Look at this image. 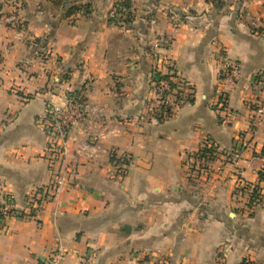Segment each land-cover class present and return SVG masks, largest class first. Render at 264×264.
<instances>
[{
  "label": "crops",
  "instance_id": "crops-1",
  "mask_svg": "<svg viewBox=\"0 0 264 264\" xmlns=\"http://www.w3.org/2000/svg\"><path fill=\"white\" fill-rule=\"evenodd\" d=\"M116 2L0 0V188L18 207L51 179L48 106L79 91L93 107L68 134L67 189L0 218V264H264V0H129L127 22ZM171 73L192 101L155 119L151 80Z\"/></svg>",
  "mask_w": 264,
  "mask_h": 264
},
{
  "label": "built area",
  "instance_id": "built-area-1",
  "mask_svg": "<svg viewBox=\"0 0 264 264\" xmlns=\"http://www.w3.org/2000/svg\"><path fill=\"white\" fill-rule=\"evenodd\" d=\"M117 2L108 11V18L114 19L119 13L118 9L123 7ZM118 3V6H117ZM241 72V63L239 60L230 57H224L221 62L220 74L222 78L229 82H235L239 79ZM260 88L264 89V82L259 81ZM151 92L153 98L148 104V110L153 118H162L169 116L180 104L188 102L193 97V89L189 83L178 78L171 73L168 78H153L151 80ZM218 105L223 109L226 103V92L220 90ZM92 105L86 100L81 92L74 91L69 93L63 105L50 104L43 118V128L46 135V149L48 154V163L51 167V179L43 187L33 192L27 193L24 198V205L18 207L14 196L10 191L0 188V218L8 216H31L38 212L47 202L62 193L70 183L73 174L72 155L68 145V134L70 129L80 123L90 112ZM262 112L263 108L257 110ZM97 136H92L89 144L96 142ZM85 143L83 146H90ZM119 176L126 174L127 168L131 163V157L127 153L120 156ZM238 188H243L252 204L260 202L261 193L256 187L240 184ZM255 190V192H254ZM63 250H57L44 264H63ZM143 264H166L164 258L151 260L146 258Z\"/></svg>",
  "mask_w": 264,
  "mask_h": 264
},
{
  "label": "trees",
  "instance_id": "trees-1",
  "mask_svg": "<svg viewBox=\"0 0 264 264\" xmlns=\"http://www.w3.org/2000/svg\"><path fill=\"white\" fill-rule=\"evenodd\" d=\"M208 1L220 2V0H208ZM119 5H121L123 7V9L122 8L118 9L117 11H118L119 15L116 18L111 19V20L114 22H120V21L127 22V21H129L131 19V13L129 10H126L130 7L129 0H121L119 2ZM117 6H118V3H117ZM169 76H170V74H167V75L166 74L165 75L164 74L163 75L156 74V76H154V77L155 78H161V77L168 78ZM192 98H189L188 101H192ZM209 151H210L209 149H206V150L204 149V150H202V154L204 155L205 152H209ZM256 189H257V187H256ZM240 190H243V188L237 189V191H240ZM254 192H255V190H254Z\"/></svg>",
  "mask_w": 264,
  "mask_h": 264
}]
</instances>
